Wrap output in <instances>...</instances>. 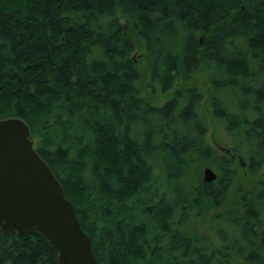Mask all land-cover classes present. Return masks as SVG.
Listing matches in <instances>:
<instances>
[{
    "label": "trees",
    "instance_id": "obj_1",
    "mask_svg": "<svg viewBox=\"0 0 264 264\" xmlns=\"http://www.w3.org/2000/svg\"><path fill=\"white\" fill-rule=\"evenodd\" d=\"M5 117L27 125L95 264H264V0H0ZM234 158L256 177L230 194ZM6 262L56 250L0 232Z\"/></svg>",
    "mask_w": 264,
    "mask_h": 264
},
{
    "label": "water",
    "instance_id": "obj_2",
    "mask_svg": "<svg viewBox=\"0 0 264 264\" xmlns=\"http://www.w3.org/2000/svg\"><path fill=\"white\" fill-rule=\"evenodd\" d=\"M264 176V165L261 167ZM202 180L214 179L209 167ZM35 229L56 250L57 264H95L90 240L48 165L38 156L18 117L0 119V232Z\"/></svg>",
    "mask_w": 264,
    "mask_h": 264
},
{
    "label": "rangeland",
    "instance_id": "obj_3",
    "mask_svg": "<svg viewBox=\"0 0 264 264\" xmlns=\"http://www.w3.org/2000/svg\"><path fill=\"white\" fill-rule=\"evenodd\" d=\"M141 53H142L141 47L139 45H136L132 55L134 56L135 59H137V57H139ZM142 67H143V61L139 60L137 62L138 70H140ZM193 81L200 82V79L195 78ZM206 141L216 152L218 153L228 152V147H229L228 138L224 135L219 125L210 118L207 119ZM262 165H264V163ZM234 168H235L236 176L230 194L233 193L236 189H241L248 186L256 177V176L251 177L245 172L243 168V163L238 158H234ZM259 173L261 174V168L259 170ZM210 214L211 213H208V215L205 217L204 221H202L200 225V229L207 233H210L208 231V219H207V217L209 218ZM4 264H8V263L6 262Z\"/></svg>",
    "mask_w": 264,
    "mask_h": 264
}]
</instances>
